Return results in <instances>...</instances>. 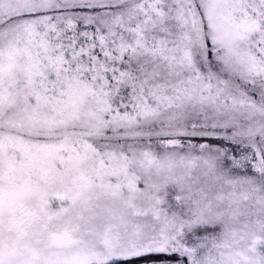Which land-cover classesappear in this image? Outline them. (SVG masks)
Segmentation results:
<instances>
[{
  "label": "snow or ice",
  "instance_id": "obj_1",
  "mask_svg": "<svg viewBox=\"0 0 264 264\" xmlns=\"http://www.w3.org/2000/svg\"><path fill=\"white\" fill-rule=\"evenodd\" d=\"M0 264H264V0H0Z\"/></svg>",
  "mask_w": 264,
  "mask_h": 264
}]
</instances>
